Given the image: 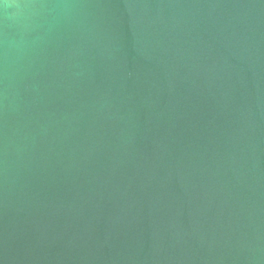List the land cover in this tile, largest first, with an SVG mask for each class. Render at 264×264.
<instances>
[{
  "label": "water",
  "instance_id": "1",
  "mask_svg": "<svg viewBox=\"0 0 264 264\" xmlns=\"http://www.w3.org/2000/svg\"><path fill=\"white\" fill-rule=\"evenodd\" d=\"M0 264H264V0H0Z\"/></svg>",
  "mask_w": 264,
  "mask_h": 264
}]
</instances>
